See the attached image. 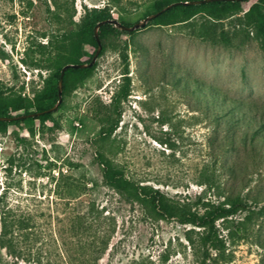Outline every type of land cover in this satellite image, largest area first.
Here are the masks:
<instances>
[{
  "label": "rangeland",
  "instance_id": "374dc122",
  "mask_svg": "<svg viewBox=\"0 0 264 264\" xmlns=\"http://www.w3.org/2000/svg\"><path fill=\"white\" fill-rule=\"evenodd\" d=\"M152 1L0 0V91L24 97L58 84L52 70L30 65L43 34L75 29L101 11L132 26L153 14ZM149 22L129 31L125 47L108 43L88 74L71 77L48 121L9 124L0 133V231L2 218L15 224L0 264H201L200 229L105 186L97 151L134 182L199 212L242 198L245 209L216 222L225 250H208L206 264H264V138L246 125L253 117V125L264 123V15L258 26L243 13ZM202 25L225 32L229 45L197 36ZM95 51L82 46L80 60ZM126 68L118 127L101 142L96 116ZM213 91L258 113L232 123L206 115L198 97Z\"/></svg>",
  "mask_w": 264,
  "mask_h": 264
},
{
  "label": "trees",
  "instance_id": "16d2710c",
  "mask_svg": "<svg viewBox=\"0 0 264 264\" xmlns=\"http://www.w3.org/2000/svg\"><path fill=\"white\" fill-rule=\"evenodd\" d=\"M180 1H197V0H153L151 2V13L160 12L164 7L180 2ZM237 13H243L244 20L247 25L258 26L259 17L264 15V0H238V1H212L197 5H174L170 9L161 12L157 17L150 20V24L156 25H176L187 23L197 15L207 17L212 21H221L224 18L230 17ZM104 20H112L109 13L101 11L100 15L91 20H85L79 27L68 29L59 32H50L43 34L45 43L36 45V56L31 62V66L37 69L52 70L54 78L57 80L60 77V71L66 64H88L91 59L86 62L80 60V51L82 46H92L97 49V43L94 37V28L96 24ZM124 26H131L120 22ZM211 26V25H210ZM202 25L198 28L196 35L210 41L211 43H223L229 45L230 40L227 34L222 30L216 33L213 27ZM129 31H121L113 25L103 24L98 29V38L104 48L108 43L119 42L125 47L126 41L124 37L130 35ZM93 70V66L87 68H68L65 70L62 77V93L64 94L69 84L71 77L77 78L80 74H88ZM127 68L123 73L124 83L119 86L118 90L113 93L110 99L109 106H105V110L96 116L99 123L98 140L101 142L109 139L113 132L117 129L119 123V106L129 94V78L127 76ZM212 87H208V90ZM58 84L49 90L32 91L27 96L22 97L20 94H4L0 91V118L3 117H21L22 119L12 121L0 120V133L6 130L9 124L18 125L22 121L39 120L46 122L50 119L51 113L45 112L53 103L58 100ZM47 96L46 100L42 97ZM202 99L207 108H203ZM46 101L51 103L46 104ZM212 104H210V102ZM198 107L201 112L208 115L209 113L214 118L228 119L232 123V119L240 122V116L244 117L250 113H258L257 108L238 100H231L221 93L211 92L209 95H199ZM211 107V108H209ZM210 109V111H209ZM41 113L37 116L33 114ZM246 125L252 127V133L256 138H264V123L260 126L253 125L258 123L253 118H247ZM237 122V123H238ZM242 124V123H241ZM264 140V139H263ZM96 162L102 169V182L105 186L115 190L128 202H137L146 207L151 213L158 215L160 218H174L180 224H190L200 229L201 245L204 248L205 258L201 264H206L208 250H213L215 253H220L225 250V244L219 236V228L216 222L221 220V223H228L230 217L234 216L238 211L245 209L246 204L240 198L227 197L223 203L219 204H204L203 212L193 210L192 207L185 203L181 204L174 202L159 192L147 185H140L129 179L122 168L115 165L111 159L106 157L101 151L96 153ZM14 222L1 219L0 231V246L8 250L11 249V244L7 236L12 232Z\"/></svg>",
  "mask_w": 264,
  "mask_h": 264
},
{
  "label": "water",
  "instance_id": "95a60500",
  "mask_svg": "<svg viewBox=\"0 0 264 264\" xmlns=\"http://www.w3.org/2000/svg\"><path fill=\"white\" fill-rule=\"evenodd\" d=\"M212 1H216V0H197V1H180V2H176V3L170 4V5L166 6V7H164L160 12H156V13H153V14L147 16L141 22L135 23L132 26H124V25H122L120 22H118L115 19L104 20V21L99 22L98 24H96V26L94 28V37H95V40H96V43H97V49H96L93 57L91 58V61L88 64H84V63H81V64H66L65 66L62 67V69L60 71V77L58 79V90H57L58 100H57V103L53 107L47 109L45 112H48V113L53 112L58 107V105L61 103V101H62V77H63V74H64L65 70H67L68 68H77V69L87 68V67H91L94 64L97 56L99 55V53H100V51L102 49V45H101V43L99 41V38H98V29H99V27L101 25L107 23V24L115 26L116 28H118L121 31H133L135 29H139V28L145 26L147 22H149L153 18L157 17L161 12L170 9L174 5L189 6V5H197V4H201V3H208V2H212ZM218 1H228V0H218ZM229 1H238V0H229ZM39 114H41V113H36V114H33L32 116H37ZM22 118H24V116L14 117V118L3 117V118H0V120L9 122V121H12V120H17V119H22Z\"/></svg>",
  "mask_w": 264,
  "mask_h": 264
}]
</instances>
